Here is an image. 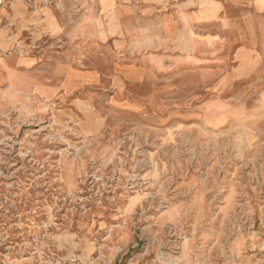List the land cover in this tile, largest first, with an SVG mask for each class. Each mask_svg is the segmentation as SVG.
I'll return each mask as SVG.
<instances>
[{
  "label": "rangeland",
  "instance_id": "rangeland-1",
  "mask_svg": "<svg viewBox=\"0 0 264 264\" xmlns=\"http://www.w3.org/2000/svg\"><path fill=\"white\" fill-rule=\"evenodd\" d=\"M0 264H264V0H0Z\"/></svg>",
  "mask_w": 264,
  "mask_h": 264
},
{
  "label": "bare ground",
  "instance_id": "bare-ground-1",
  "mask_svg": "<svg viewBox=\"0 0 264 264\" xmlns=\"http://www.w3.org/2000/svg\"><path fill=\"white\" fill-rule=\"evenodd\" d=\"M87 32V31H86Z\"/></svg>",
  "mask_w": 264,
  "mask_h": 264
}]
</instances>
